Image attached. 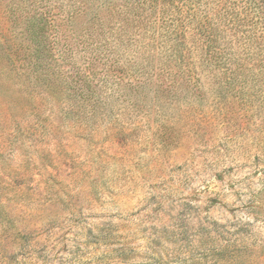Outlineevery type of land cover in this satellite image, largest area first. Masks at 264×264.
Returning <instances> with one entry per match:
<instances>
[{"label":"rangeland","instance_id":"rangeland-1","mask_svg":"<svg viewBox=\"0 0 264 264\" xmlns=\"http://www.w3.org/2000/svg\"><path fill=\"white\" fill-rule=\"evenodd\" d=\"M0 264H264V0H0Z\"/></svg>","mask_w":264,"mask_h":264}]
</instances>
